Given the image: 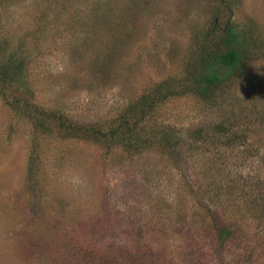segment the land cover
<instances>
[{
    "label": "rangeland",
    "instance_id": "rangeland-1",
    "mask_svg": "<svg viewBox=\"0 0 264 264\" xmlns=\"http://www.w3.org/2000/svg\"><path fill=\"white\" fill-rule=\"evenodd\" d=\"M108 2L114 7L107 19L118 13L117 25L110 32L99 25L83 40L52 25L42 39L29 38L45 3L16 9L15 20L0 29V53L25 44L31 61L26 86L17 88L24 98L79 123H109L130 98L178 73L191 31L206 27L219 7L216 0ZM82 4L72 0L65 15ZM230 20L254 21L264 34V0H236ZM259 58L251 67L258 90L234 88L233 110L193 95L154 108L146 128L173 131L183 147L179 159L40 133L6 102L23 95L0 92V264H264V225L250 215L244 226L251 262L236 246L214 247L198 228L209 219L208 203L238 216L231 203L239 186L253 181L264 189V49ZM221 118L246 135L245 143L226 150L210 130L192 138ZM223 173L237 178L238 188L228 187Z\"/></svg>",
    "mask_w": 264,
    "mask_h": 264
},
{
    "label": "trees",
    "instance_id": "trees-1",
    "mask_svg": "<svg viewBox=\"0 0 264 264\" xmlns=\"http://www.w3.org/2000/svg\"><path fill=\"white\" fill-rule=\"evenodd\" d=\"M38 1L44 2L45 7L38 11L34 20L35 29L28 36L32 39H42V34L51 25L57 31L62 28L65 33L70 32L76 39L82 40L96 33L99 25V28L104 27L107 32L113 31L117 25L118 13H114L113 20L107 19L114 7L108 0H84L86 4L84 6L82 4L81 8L76 10L72 9L69 15L65 14H68L66 9L72 0H0V29L4 28V23L8 24L15 20V11L18 7ZM235 1L216 0L219 7L214 10L215 13L208 25L191 31L190 50L181 58L178 73L155 82L135 98H130L121 115L109 123L102 125L79 123L63 111L45 109L24 98L23 93L17 88L26 86V69L31 61L25 44L19 43V48L15 47L10 51L1 48L4 50L0 53V92L15 88L23 95V97L15 95L6 102L14 109L21 108L40 133L50 134L53 130L62 138H77L104 146L119 145L127 154L140 153L144 149L152 148L166 154L170 159H179L183 147L177 144L173 131L169 129L154 131L146 128L147 121L157 105L171 98L193 95L218 110H223L227 106H230L229 110H233L238 102L235 98H239L234 88L244 85L243 88H247L248 92L258 90L256 87L258 82L251 73V67L260 59L259 56L264 49V34L254 21L247 20L238 24L230 20ZM49 10L53 19L50 17L47 19L45 15ZM221 15L225 16L224 19ZM22 46L24 50L20 49ZM238 112L237 116H240V109ZM233 127V123L230 124L226 118H221L210 129L205 126L197 129L192 133V138L200 139L207 130H210L212 136L221 140L226 150H230L234 143L242 145L246 141V135L244 139L240 138L241 134L232 130ZM214 170L208 167L205 169L207 172ZM223 175L228 187L238 188L240 184H237V178L227 173ZM242 186L246 187V190ZM248 186L251 188H247ZM239 187H242L237 190L239 199L235 195L237 200L231 203L232 208L239 212L238 216L233 211L227 213L213 209L208 203L204 208L209 219L198 224V228L208 231L214 247L225 249L236 246L240 259L246 260L244 259L246 255L250 258L247 260L251 262L255 257L253 252L248 251L250 245L244 226L245 217L250 215L252 219L264 225V189L262 184L253 181L251 185L242 184ZM205 188L203 190L206 194L208 188L207 186ZM244 203L248 207L247 210Z\"/></svg>",
    "mask_w": 264,
    "mask_h": 264
}]
</instances>
